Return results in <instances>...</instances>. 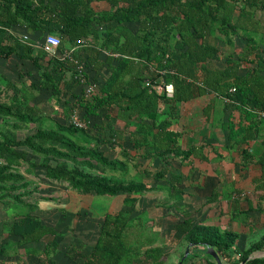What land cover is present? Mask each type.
<instances>
[{
	"label": "trees",
	"instance_id": "1",
	"mask_svg": "<svg viewBox=\"0 0 264 264\" xmlns=\"http://www.w3.org/2000/svg\"><path fill=\"white\" fill-rule=\"evenodd\" d=\"M56 8L44 5L41 0L37 6L35 0H0V26L10 28L22 20L29 27L41 30H57L62 38L63 47L70 45L85 49L87 57L80 58V50L73 51L71 58H50L48 67H43V52L35 55L33 45L25 44L6 36L0 30V56L9 58L13 53L31 60L36 69L42 72L43 80L39 86L51 91L61 98L62 85L66 83L68 71H74V60L83 62L86 70L100 71L99 59L102 51H111L124 56L119 65L104 80L100 89L88 102L81 103L86 115H95L105 107H117L129 117L135 116L139 121V130L132 140L137 152H144L147 163L156 158L163 159L170 165V156L188 157L197 151H182L178 147V130L171 129V118H178L177 103L188 102L196 97L208 94L230 96L244 106L255 105L257 112L264 111V80L256 76L241 77L238 72L240 62L228 58L225 70L217 69L213 61L220 60L222 52L214 44L215 39L222 38L227 44H233L234 37L241 34L248 41H254L250 26L264 23V0H58ZM94 2H106L109 10L96 11ZM14 7V11H13ZM46 12V13H45ZM240 12L239 15L237 13ZM260 16V17H259ZM259 17V18H258ZM23 22V23H24ZM138 23V32L130 30L127 25ZM104 30L101 31L100 29ZM9 40L10 44L3 42ZM83 43V44H82ZM83 45V46H80ZM73 75V79H74ZM20 77H22L20 75ZM128 78V79H127ZM160 81L173 83V98L159 95L147 86ZM235 89L233 94L229 91ZM28 98L16 90L14 96H7L0 89V118L15 119L12 126L22 130L21 123L38 124L35 112L28 108ZM170 104V115L161 119L160 104ZM250 126L229 120L227 129L232 141L255 139L258 135V118L253 107L241 109ZM207 112V110H206ZM115 120H112V123ZM8 125V124H7ZM60 131H38L25 139L0 133V159L4 161L0 169V190L3 184L11 183L13 190L28 188L29 183L16 168H22L29 160L30 149L33 155L45 159V177L47 179L68 183L73 190L83 195L115 197L129 194L126 203L130 210L108 214L104 218L99 238L89 255H79L81 264H166L164 248L155 245L151 234L145 235V217L132 218L137 211L136 194L157 191L150 183H124L115 178H107L86 172L82 167L95 169L96 164L113 170L127 171V163L110 160L104 153L81 146L71 140L69 135L86 130L58 125ZM116 137V133L114 135ZM68 162L75 166L70 168ZM31 167H36L31 163ZM141 168L140 164L134 165ZM31 172L30 169H26ZM148 180L167 181L172 188L180 192L177 185L181 178L171 175L170 170L144 169ZM15 184H21L20 186ZM24 194V193H23ZM14 196L21 205L25 203L22 196ZM30 194V192H28ZM17 216L8 229V237L18 236L17 246L40 242L45 236H56L54 228L43 224L34 214L35 208ZM147 221V220H146ZM185 234V242L191 246L190 254L184 264H218L208 254L213 248L219 253L223 264H264V256L254 257L257 252H264V238L247 249H238V235L219 227L196 224L191 218L177 226ZM136 232V235L133 232ZM58 244L52 241L47 245V252L55 251ZM242 250V251H241ZM7 254L3 246L0 256ZM185 254V253H184ZM183 254V256H184ZM238 257V258H236ZM182 259V258H181Z\"/></svg>",
	"mask_w": 264,
	"mask_h": 264
},
{
	"label": "crops",
	"instance_id": "2",
	"mask_svg": "<svg viewBox=\"0 0 264 264\" xmlns=\"http://www.w3.org/2000/svg\"><path fill=\"white\" fill-rule=\"evenodd\" d=\"M40 2L41 0H35L37 6ZM47 4L50 8H56L59 2L44 0V5ZM93 7L96 11L111 8L106 2H94ZM239 14L240 12L237 13ZM23 22L22 20L20 24H14L10 28L0 26V30L5 31L8 38L11 36L22 43L33 45L35 55L41 52L48 55L42 48L46 33H58V31L29 27ZM127 27L134 32H138L140 28L138 23L128 24ZM250 28L253 31L254 41H248L241 34L234 37L231 45L222 38L215 39L213 42L222 52V57L213 61L212 65L217 69L225 70L228 66L227 59L231 58L242 64L238 72L239 76H250L252 81L258 76L264 80V23ZM24 36L29 37L27 42L23 41ZM10 43L9 40L3 42L4 45ZM77 49L80 50V58L87 57L85 49L66 45L56 57L48 55L44 60H40V64L46 68L50 58H71L73 51ZM123 57L111 51H102L99 59L103 66L100 71L86 70L82 67L83 62L74 60L75 73L72 70L67 72L66 83L62 85L63 93L59 98L51 91L40 88L39 83L43 80L42 72L36 69L31 60L21 58L14 53L9 58L0 56V89L7 96H14L16 90L22 92V96L29 100L28 108L31 112H35V117L39 119L38 128L44 130L63 134L58 125L73 127V117L78 113L87 124V128L83 130H86L88 135L79 133L69 135V138L81 146L103 152L110 160L127 163V169L132 173L136 172L135 174L143 180L145 168L169 169L170 181L171 175L180 176L181 181L177 185L180 192L175 191L171 183L169 191L167 181L144 180L158 189L148 192L149 194L169 192L170 211L163 212L160 216L162 225L170 226V250L174 255L181 252L184 247L185 250L188 248L185 234L177 230V226L188 218L196 224L216 226L222 231L228 229L238 235L239 250L242 249L239 248L241 243H245L242 246L244 250L262 240L264 238V111L255 110L254 106L258 103L254 101L250 106L253 107L254 113L260 116L257 137L251 140L240 138L238 141L229 138L228 122L232 120L250 126V122L241 110L250 107L241 105L230 96L214 94L177 103L178 118L170 117V119L171 129L180 133L178 147L182 151L197 152L182 158L170 156V165L161 158L147 163L142 156L144 152H137L132 146V140L140 125L135 116L129 117L115 106L101 108L95 115H86V109L81 104L92 99V96L87 95L88 86L95 84L98 91ZM73 75H75L74 79ZM229 94H233L231 90ZM261 94L264 97V90ZM160 113L162 120L167 119L170 115V104L161 103ZM112 120L115 121L112 123ZM136 164H140L141 168L134 166ZM71 193L73 196L77 194V207L68 198H61L53 204L40 205L38 214L35 213L40 216L44 225L54 228L57 235L45 236L40 242L20 248L17 246L20 237H7L4 241L5 244L8 243L6 247L10 249L15 244L20 252L17 256L14 252L13 256L12 253L8 256L11 249L7 255L0 256V264H81L79 255L90 254L99 238L104 221L96 227L95 222L87 223L80 218L66 217V212L69 214L74 209H85L82 205L86 204L85 198L88 196L93 199L103 196L83 195L78 191ZM145 199L146 197H142L140 204H137V211L132 213L133 217L137 218L144 213L150 214V209H147L150 205L143 206ZM125 207L123 204L120 211H126ZM150 218L154 217L150 216ZM1 220L4 227L9 229L11 226L8 225L9 219ZM146 222L149 221H144ZM52 241H56L58 246L55 251L51 249L48 253L46 248ZM90 241L93 244L88 246L87 243ZM1 245L2 240H0V249ZM260 256H264V252L254 254V257Z\"/></svg>",
	"mask_w": 264,
	"mask_h": 264
},
{
	"label": "rangeland",
	"instance_id": "3",
	"mask_svg": "<svg viewBox=\"0 0 264 264\" xmlns=\"http://www.w3.org/2000/svg\"><path fill=\"white\" fill-rule=\"evenodd\" d=\"M10 96V95H9ZM14 123H17L15 119H1L0 118V133L3 135H9V136H15L17 139H25L27 136L32 135L38 131V126L40 124H24L22 125V130H15L12 126ZM8 124V125H7ZM29 153V160L25 162V165L22 168H16V170L23 174L26 178V181L29 183L28 188H19L18 190L12 189L11 183H5L3 186H5V189L0 190V240H2V247L4 246L6 248V252L8 253V256H13V252L15 255H19V249L18 247L13 244V248L10 249L6 247L8 243L5 244V239L8 237V229L7 227H4L5 225L1 222V219L8 218V225H12L14 220L17 218V216L22 215L30 211L31 207L33 206L35 208L34 214H38V207L40 205L44 204H53L54 202L59 201L61 198H68L71 202H74L76 207L78 205L77 200V194L75 193V196L71 192H75V190L72 189V187L69 186L68 183L65 182H57L50 179H47L45 177V168L42 166L45 159L41 157H37L36 155H33L32 151L30 149H26ZM31 163L35 164L36 167L32 166ZM4 161L0 159V169L4 165ZM70 168L74 167L75 165L72 162L67 163ZM26 169H30V173L26 171ZM82 169L86 172H91L94 175L103 176L107 178H115L118 179L124 183H141L144 182L143 178L138 176L135 173H132L130 170L127 169V171L124 170H113L110 168H105L104 166L100 164H96L95 169H89L88 167L84 166ZM20 186L21 184H15ZM166 186V185H165ZM70 193L68 194V192ZM30 192V194H28ZM24 193V194H23ZM22 199L25 203H28V205L23 204L21 205L19 202L15 201L14 196L21 195ZM138 196V205L140 204L142 197H146V199L143 202V206H146L145 204L150 205L147 209H150V214L144 213L145 220L149 221L146 222L145 228L147 230V233L145 235L151 234L153 238L156 240L155 245H160L164 248L165 255H166V264H179L181 258L183 257L184 252L186 251L184 249L181 250L177 255L174 253H171L170 250V226L167 224L164 227V224L162 225L161 220V214L163 212L170 211V196L169 192L164 191L161 193H141L136 194ZM129 194H121L118 197H106L103 196L101 198L93 199L90 196L86 197V206L83 204L82 207L85 209H74L73 211H70L69 214L66 212V217L72 218H80L82 220H85L87 223L95 222L96 227L101 225V222L104 221V218L108 214H116L118 211H120L121 206L125 204V210H130L129 203H126V198L129 197ZM84 201V199L82 198ZM152 205V207H151ZM74 212V215H72ZM148 214V215H147ZM37 216V215H36ZM154 217V218H150ZM40 218V216L38 215ZM133 217V214H132ZM138 217V216H137ZM135 218V217H133ZM155 220V221H154ZM3 225V227L1 226ZM3 230V233L1 231ZM133 234L136 235V232L134 231ZM6 235V237L3 238V236ZM88 246L93 244L92 241L87 243ZM245 243H241L239 248L243 249V245ZM18 250H16L15 249ZM1 250V249H0ZM7 255V254H6ZM2 256V255H1ZM238 258V257H236ZM189 264V263H188Z\"/></svg>",
	"mask_w": 264,
	"mask_h": 264
},
{
	"label": "built area",
	"instance_id": "4",
	"mask_svg": "<svg viewBox=\"0 0 264 264\" xmlns=\"http://www.w3.org/2000/svg\"><path fill=\"white\" fill-rule=\"evenodd\" d=\"M29 39L28 36L23 37V41L27 42ZM62 44V38L56 34H47L43 42L42 48L51 57H56L58 55L59 47ZM83 44V43H82ZM83 46V45H80ZM84 69L85 65H82ZM147 86L152 90L157 92L159 95L165 96L167 98H173L175 94V87L173 83H165L164 81L158 82L156 84L147 83ZM235 89H232L233 93ZM97 92V86L95 84L89 85L87 88V95L92 96ZM72 126L77 129H86L87 124L79 117V114L76 113L72 120Z\"/></svg>",
	"mask_w": 264,
	"mask_h": 264
},
{
	"label": "water",
	"instance_id": "5",
	"mask_svg": "<svg viewBox=\"0 0 264 264\" xmlns=\"http://www.w3.org/2000/svg\"><path fill=\"white\" fill-rule=\"evenodd\" d=\"M190 249H191V246L188 247V248L186 249L185 254H184V256L182 257V259L180 260L179 264H184L185 259H186V258L189 256V254H190ZM207 252H208L209 255H211L212 257H214V258L216 259V261H217L218 264H223V262H222V260H221V258H220L219 253L216 252L213 248H209ZM242 264H245V262L242 263Z\"/></svg>",
	"mask_w": 264,
	"mask_h": 264
}]
</instances>
